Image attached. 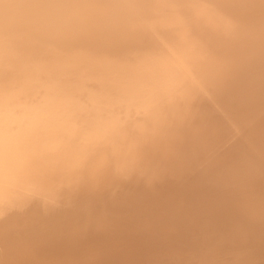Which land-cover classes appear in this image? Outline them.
<instances>
[{"label": "bare ground", "instance_id": "6f19581e", "mask_svg": "<svg viewBox=\"0 0 264 264\" xmlns=\"http://www.w3.org/2000/svg\"><path fill=\"white\" fill-rule=\"evenodd\" d=\"M0 264H264V0H0Z\"/></svg>", "mask_w": 264, "mask_h": 264}]
</instances>
